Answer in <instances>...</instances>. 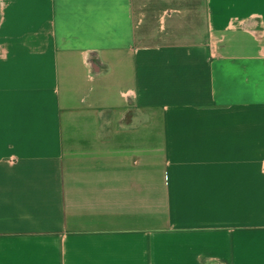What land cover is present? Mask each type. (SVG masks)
Wrapping results in <instances>:
<instances>
[{"label": "crops", "instance_id": "1", "mask_svg": "<svg viewBox=\"0 0 264 264\" xmlns=\"http://www.w3.org/2000/svg\"><path fill=\"white\" fill-rule=\"evenodd\" d=\"M0 264H264V0H0Z\"/></svg>", "mask_w": 264, "mask_h": 264}]
</instances>
